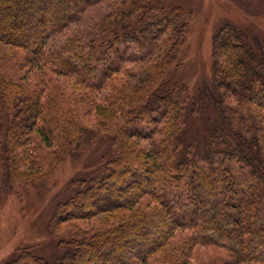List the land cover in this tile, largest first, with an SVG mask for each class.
<instances>
[{
    "label": "trees",
    "instance_id": "obj_1",
    "mask_svg": "<svg viewBox=\"0 0 264 264\" xmlns=\"http://www.w3.org/2000/svg\"><path fill=\"white\" fill-rule=\"evenodd\" d=\"M99 1L0 0V193L45 194L98 135L112 153L46 223L61 253L18 245L0 264H190L211 245L200 264H264V27L222 23L192 87L174 74L189 12L166 0H116L47 48Z\"/></svg>",
    "mask_w": 264,
    "mask_h": 264
},
{
    "label": "rangeland",
    "instance_id": "obj_2",
    "mask_svg": "<svg viewBox=\"0 0 264 264\" xmlns=\"http://www.w3.org/2000/svg\"><path fill=\"white\" fill-rule=\"evenodd\" d=\"M166 2L182 6L189 12V33L187 44L181 52L182 65L174 74L192 87L201 80L208 79L211 39L222 23L233 19L244 26L264 27V12L260 0H166ZM115 3L116 0H101L84 6L76 13L74 20L63 33L48 41L47 48H56L69 34L91 29L103 19ZM118 52H124V48L119 47ZM1 53L11 61L19 57V53H12L10 50L3 49ZM147 53V48L140 51L129 49L124 52L125 55L138 59L148 57ZM138 129L144 132L151 130L146 126H140ZM109 150L107 137L98 135L88 150L66 158L58 169L52 186L45 194H38L32 187H20L19 193L17 190L0 193V263L9 260L18 245H33V253L45 257L54 255L55 250L59 251L50 246L48 240L44 241L46 223L55 206L77 191L71 181L99 174L96 170L106 161L102 157L105 155L106 158H110L112 155ZM220 252V249L212 245L197 246L192 252L190 264H200L201 261L218 256Z\"/></svg>",
    "mask_w": 264,
    "mask_h": 264
}]
</instances>
